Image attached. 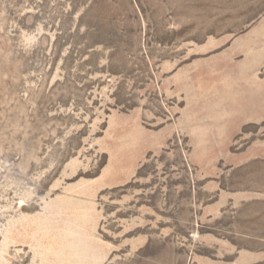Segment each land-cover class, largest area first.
<instances>
[{
	"label": "rangeland",
	"instance_id": "374dc122",
	"mask_svg": "<svg viewBox=\"0 0 264 264\" xmlns=\"http://www.w3.org/2000/svg\"><path fill=\"white\" fill-rule=\"evenodd\" d=\"M50 209L97 264H264V0H0V231Z\"/></svg>",
	"mask_w": 264,
	"mask_h": 264
},
{
	"label": "bare ground",
	"instance_id": "6f19581e",
	"mask_svg": "<svg viewBox=\"0 0 264 264\" xmlns=\"http://www.w3.org/2000/svg\"><path fill=\"white\" fill-rule=\"evenodd\" d=\"M55 214L50 209L37 218L10 220L7 227L0 231L3 245L6 247L9 240L16 236L29 238L33 241V260L39 258V264H97L101 256L96 242H93L91 213L83 216L82 225L60 221L61 217L55 218ZM85 224H88L87 227ZM18 226L20 229H17ZM3 260L0 256V261Z\"/></svg>",
	"mask_w": 264,
	"mask_h": 264
}]
</instances>
